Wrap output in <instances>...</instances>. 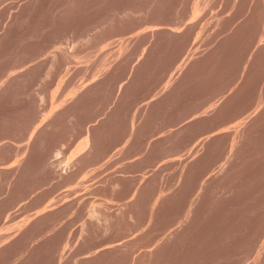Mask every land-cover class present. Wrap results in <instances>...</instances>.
I'll return each mask as SVG.
<instances>
[{"label":"rangeland","instance_id":"obj_1","mask_svg":"<svg viewBox=\"0 0 264 264\" xmlns=\"http://www.w3.org/2000/svg\"><path fill=\"white\" fill-rule=\"evenodd\" d=\"M0 264H264V0H0Z\"/></svg>","mask_w":264,"mask_h":264}]
</instances>
